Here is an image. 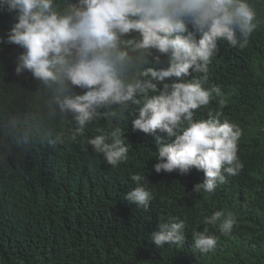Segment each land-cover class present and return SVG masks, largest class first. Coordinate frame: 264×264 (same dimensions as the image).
<instances>
[{
    "label": "clouds",
    "instance_id": "9594fccd",
    "mask_svg": "<svg viewBox=\"0 0 264 264\" xmlns=\"http://www.w3.org/2000/svg\"><path fill=\"white\" fill-rule=\"evenodd\" d=\"M0 11L15 21L0 36V45L21 49L14 75H30L44 97L49 124L58 119L68 124L67 132L49 128L50 146L64 143L65 136L77 143L102 116L128 121L135 115L132 130L154 138L157 174L203 172L193 193L212 194L226 175L243 169L237 155L241 128L221 119L223 99L218 109L209 107L214 96H222L220 86L209 83V66L219 41L239 49L248 44L258 27L251 0H0ZM201 108L207 109V118L195 119ZM125 129L119 124L97 128L86 151L101 155L113 168L127 162L131 144ZM29 141L19 119L9 117L0 135V165L13 147ZM130 179L135 187L124 200L147 211L151 182L140 173ZM157 219L150 239L158 248L185 244L187 217ZM202 223L203 229L192 233L191 246L208 255L218 242L209 226L229 236L238 217L220 209L203 216Z\"/></svg>",
    "mask_w": 264,
    "mask_h": 264
},
{
    "label": "trees",
    "instance_id": "16d2710c",
    "mask_svg": "<svg viewBox=\"0 0 264 264\" xmlns=\"http://www.w3.org/2000/svg\"><path fill=\"white\" fill-rule=\"evenodd\" d=\"M251 3L258 27L248 44L239 49L219 41L209 66V83L222 92L209 107L218 109L224 100L221 119L241 128L237 155L244 164L212 194L192 192L203 180L195 168L187 176L153 170L154 138L132 130L135 115L128 121L102 116L77 143L65 136L64 143L50 146L45 138L49 128L67 132L68 124L45 120L44 97L35 82L27 73L14 75L21 49L0 45V135L9 117H17L30 135L29 143L13 147L0 165V264H264V0ZM14 23L0 11V36ZM195 111V119L207 118V109ZM110 124L126 128L131 144L129 159L115 168L86 151L97 128L108 130ZM134 173L146 174L151 182L147 211L124 200L135 187ZM220 209L233 211L238 223L229 236L209 226L217 248L202 255L191 246L192 233L203 229V216ZM161 215L187 217L185 244H154L150 235Z\"/></svg>",
    "mask_w": 264,
    "mask_h": 264
}]
</instances>
